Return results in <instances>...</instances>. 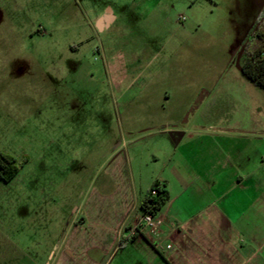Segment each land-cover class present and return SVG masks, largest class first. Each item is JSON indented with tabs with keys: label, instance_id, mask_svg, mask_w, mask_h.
I'll use <instances>...</instances> for the list:
<instances>
[{
	"label": "rangeland",
	"instance_id": "obj_1",
	"mask_svg": "<svg viewBox=\"0 0 264 264\" xmlns=\"http://www.w3.org/2000/svg\"><path fill=\"white\" fill-rule=\"evenodd\" d=\"M263 20L264 0H0V156L17 168L0 175V230L22 236L15 264H45L31 236L47 211L146 195L162 119L256 129L264 146V92L237 67Z\"/></svg>",
	"mask_w": 264,
	"mask_h": 264
},
{
	"label": "crops",
	"instance_id": "obj_2",
	"mask_svg": "<svg viewBox=\"0 0 264 264\" xmlns=\"http://www.w3.org/2000/svg\"><path fill=\"white\" fill-rule=\"evenodd\" d=\"M162 121L167 139L148 189L165 184L170 199L155 216L157 233L139 225L145 195L125 188L112 209L78 207L70 219L47 211L31 236L33 246L46 249L45 264H264L262 132L237 126L204 132ZM17 233L0 230V264H15L23 253Z\"/></svg>",
	"mask_w": 264,
	"mask_h": 264
},
{
	"label": "trees",
	"instance_id": "obj_3",
	"mask_svg": "<svg viewBox=\"0 0 264 264\" xmlns=\"http://www.w3.org/2000/svg\"><path fill=\"white\" fill-rule=\"evenodd\" d=\"M263 32L264 28L260 33V37L253 52L244 57L242 69L243 75L264 92V61L260 59ZM15 163L16 160L9 156H0V175L11 179L15 177L17 174ZM153 192H155V194H153ZM169 199L170 194L166 185L155 182L140 203L139 209L142 216H157L169 202Z\"/></svg>",
	"mask_w": 264,
	"mask_h": 264
},
{
	"label": "built area",
	"instance_id": "obj_4",
	"mask_svg": "<svg viewBox=\"0 0 264 264\" xmlns=\"http://www.w3.org/2000/svg\"><path fill=\"white\" fill-rule=\"evenodd\" d=\"M180 21H185V18L182 17ZM260 59L264 61V32L262 34V48L260 53ZM155 194V192H153ZM139 225L143 229H149L151 234H156L158 231L159 224L155 221V217L152 215H144L140 218Z\"/></svg>",
	"mask_w": 264,
	"mask_h": 264
},
{
	"label": "flooded vegetation",
	"instance_id": "obj_5",
	"mask_svg": "<svg viewBox=\"0 0 264 264\" xmlns=\"http://www.w3.org/2000/svg\"><path fill=\"white\" fill-rule=\"evenodd\" d=\"M262 23H264V20L262 22H260V24H258L254 30V33H252V36L250 38V41L248 42V44L252 41H257L260 37V33H261V29H262ZM247 44V45H248ZM247 45L245 46V51H246V48H247ZM245 51H244V54H245ZM245 56V55H244Z\"/></svg>",
	"mask_w": 264,
	"mask_h": 264
},
{
	"label": "water",
	"instance_id": "obj_6",
	"mask_svg": "<svg viewBox=\"0 0 264 264\" xmlns=\"http://www.w3.org/2000/svg\"><path fill=\"white\" fill-rule=\"evenodd\" d=\"M105 20H106L107 23L111 22V18H110V16H109V15H108V16H105ZM101 21H102V19H101ZM101 21H99V23H98L99 28H101ZM244 51H245V48L243 49V51H242V53L240 54V57H239V59H238V61H237V67H238V69H239L242 73H243V69H242V67H241V65H240V61H241V58H242V56H243V54H244Z\"/></svg>",
	"mask_w": 264,
	"mask_h": 264
}]
</instances>
